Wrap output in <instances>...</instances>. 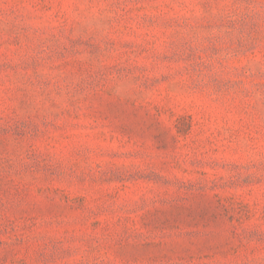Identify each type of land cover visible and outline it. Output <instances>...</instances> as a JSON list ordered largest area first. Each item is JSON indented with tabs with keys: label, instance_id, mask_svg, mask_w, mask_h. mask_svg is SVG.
<instances>
[{
	"label": "rangeland",
	"instance_id": "obj_1",
	"mask_svg": "<svg viewBox=\"0 0 264 264\" xmlns=\"http://www.w3.org/2000/svg\"><path fill=\"white\" fill-rule=\"evenodd\" d=\"M0 264H264V0H0Z\"/></svg>",
	"mask_w": 264,
	"mask_h": 264
}]
</instances>
